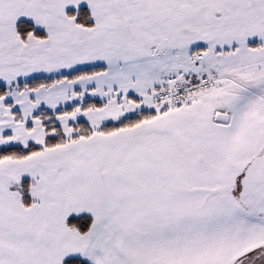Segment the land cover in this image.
<instances>
[{
	"label": "snow or ice",
	"instance_id": "6c2138e0",
	"mask_svg": "<svg viewBox=\"0 0 264 264\" xmlns=\"http://www.w3.org/2000/svg\"><path fill=\"white\" fill-rule=\"evenodd\" d=\"M0 264H264V0H0Z\"/></svg>",
	"mask_w": 264,
	"mask_h": 264
}]
</instances>
